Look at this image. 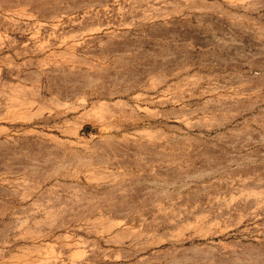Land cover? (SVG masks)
Listing matches in <instances>:
<instances>
[{
	"label": "rangeland",
	"instance_id": "374dc122",
	"mask_svg": "<svg viewBox=\"0 0 264 264\" xmlns=\"http://www.w3.org/2000/svg\"><path fill=\"white\" fill-rule=\"evenodd\" d=\"M0 264H264V0H0Z\"/></svg>",
	"mask_w": 264,
	"mask_h": 264
}]
</instances>
